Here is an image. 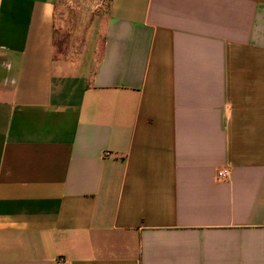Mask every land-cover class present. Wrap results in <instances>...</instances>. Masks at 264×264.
<instances>
[{
	"label": "crops",
	"instance_id": "0c3cea01",
	"mask_svg": "<svg viewBox=\"0 0 264 264\" xmlns=\"http://www.w3.org/2000/svg\"><path fill=\"white\" fill-rule=\"evenodd\" d=\"M58 1L0 0V264H264V0H109L55 57Z\"/></svg>",
	"mask_w": 264,
	"mask_h": 264
},
{
	"label": "rangeland",
	"instance_id": "374dc122",
	"mask_svg": "<svg viewBox=\"0 0 264 264\" xmlns=\"http://www.w3.org/2000/svg\"><path fill=\"white\" fill-rule=\"evenodd\" d=\"M109 0H59L55 10V57H72L81 50L85 32L97 14L105 11ZM101 41L98 42L97 55ZM72 55V56H71Z\"/></svg>",
	"mask_w": 264,
	"mask_h": 264
},
{
	"label": "built area",
	"instance_id": "2783aa9c",
	"mask_svg": "<svg viewBox=\"0 0 264 264\" xmlns=\"http://www.w3.org/2000/svg\"><path fill=\"white\" fill-rule=\"evenodd\" d=\"M229 175L228 169H220L216 171V176L218 178H227ZM59 264H65V260L64 259H59Z\"/></svg>",
	"mask_w": 264,
	"mask_h": 264
}]
</instances>
